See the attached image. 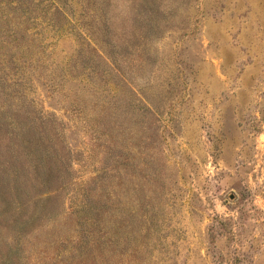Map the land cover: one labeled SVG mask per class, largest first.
Masks as SVG:
<instances>
[{
	"label": "rangeland",
	"instance_id": "1",
	"mask_svg": "<svg viewBox=\"0 0 264 264\" xmlns=\"http://www.w3.org/2000/svg\"><path fill=\"white\" fill-rule=\"evenodd\" d=\"M0 264H264V0H0Z\"/></svg>",
	"mask_w": 264,
	"mask_h": 264
}]
</instances>
